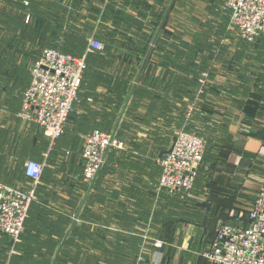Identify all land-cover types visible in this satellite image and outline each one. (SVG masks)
Returning a JSON list of instances; mask_svg holds the SVG:
<instances>
[{
    "label": "crops",
    "instance_id": "obj_1",
    "mask_svg": "<svg viewBox=\"0 0 264 264\" xmlns=\"http://www.w3.org/2000/svg\"><path fill=\"white\" fill-rule=\"evenodd\" d=\"M221 10L220 0H0V55H10L12 67L5 75L8 89L0 93V182L28 189L32 184L23 173L25 162L43 163L48 203L41 206L59 209L64 202L52 196L51 186L58 173L66 180L82 178L81 136L113 130L124 147L133 148V154L117 159L119 165L114 164L119 156L107 158L96 181L80 190L74 233L58 224L37 237L29 234L34 221L26 224L23 255L39 258L41 264L55 257V264L63 259H73L72 264H208L201 254L217 228L245 224L244 215L264 178V93L259 98L232 90L235 81L220 73V58L208 62L212 77L203 74L206 79L200 83L205 85L195 93L188 60L178 54L193 46L192 20L216 17ZM93 34L101 42L113 35L112 51L137 48L147 53L130 61L124 72L117 63L107 67L104 85L100 78L91 80L100 84L81 90L65 134L50 146L40 130L18 118L30 80L28 66L38 52L75 43L82 48ZM120 35L137 38L129 43L119 41ZM224 38L215 48L226 45ZM11 52L20 58L12 60ZM125 80L134 93L123 102L124 90L118 85ZM195 109L205 119L200 129L210 147L199 167L192 202L179 205L182 209L170 202L164 206L171 216H184L165 221L158 187V155L163 151L155 155L154 148H170L183 118H194ZM66 151L69 157L60 166ZM51 200L59 206L54 208ZM42 241L49 247L37 250Z\"/></svg>",
    "mask_w": 264,
    "mask_h": 264
},
{
    "label": "built area",
    "instance_id": "obj_2",
    "mask_svg": "<svg viewBox=\"0 0 264 264\" xmlns=\"http://www.w3.org/2000/svg\"><path fill=\"white\" fill-rule=\"evenodd\" d=\"M24 6L27 2H23ZM229 15V30L249 44L264 34V0H223ZM102 43L90 36L85 54L73 57L57 49H46L29 67V85L21 96L18 118L34 125L52 146L62 137L69 116L78 102L86 53L101 51ZM82 178L89 187L103 168L110 151L124 149L115 131L93 130L81 138ZM206 141L191 132L178 130L170 148L162 155L159 189L193 199V188L205 153ZM69 156V152H65ZM44 164L28 160L23 173L31 187L23 189L0 182V235L7 236L12 250L21 235L28 209L35 199ZM248 225L222 224L202 252L208 264H264V178L247 214Z\"/></svg>",
    "mask_w": 264,
    "mask_h": 264
},
{
    "label": "rangeland",
    "instance_id": "obj_3",
    "mask_svg": "<svg viewBox=\"0 0 264 264\" xmlns=\"http://www.w3.org/2000/svg\"><path fill=\"white\" fill-rule=\"evenodd\" d=\"M199 4H195V6H198ZM220 5L222 6V9H223V10H221V12L219 14V16H221V17H219V16H216L213 18H200L199 17V18H195L192 20V26L195 28V35H194L195 44L201 43L203 46H205L206 44L213 43V42H215L214 39L216 40L219 38V36H217L216 33L221 29H225L226 24H224V21H225L224 18H226V15L228 12L225 11L223 8V1L222 0H220ZM228 17H229V15H228ZM228 26H229V24L226 26V30L230 31ZM207 29H209V30L215 29V30L214 31H208ZM209 32H213L214 34L211 35V34H209ZM231 32H232V35L227 37V39H224L225 40L224 42H225L226 47H227V50H226L227 58H226V60H229L230 63L227 62L225 64H222L221 69L223 71L221 70L220 73L224 74L227 80L235 81V83H231V87H234V88H231L232 90L244 91L243 90L245 88L244 84L246 86L247 85L251 86V88L253 89V87L256 86L255 83H253L256 80L255 76L257 74H262L264 76V59L261 58L262 59L261 63L258 62L259 64H257L255 62H253L254 60H250L249 58H247L245 56H243V57L241 56L239 60L241 61V65H242L243 69L246 67H248V69L247 70L244 69L245 71L242 70V77L237 75L236 69L238 66H237V64H235L231 55H233L235 53L236 46H237L238 42L236 41L237 35L232 30H231ZM263 35H261L260 37H262ZM179 38H180V36H179ZM232 49L234 50V52ZM214 50H215V52L217 51L216 48H214ZM249 52H251V47L249 48ZM205 54H208V52L205 51ZM100 57L105 58L104 54H101ZM18 58H20V56H16L15 53L12 54V57H11L12 60H15ZM5 59H10V55H6L3 60H5ZM29 66H28V69H29ZM259 66H260L261 71L259 70ZM102 69L104 70V74H106V68L103 67ZM8 71H9V66L0 69V93L2 92V90L8 89V84L6 83V81L8 82V79H6V77H5V75L7 74ZM201 75H200V77H198L199 78L198 81L204 83V78L206 79V77L203 74H201ZM197 76H199V75H197ZM240 78H242V81L239 84ZM244 81H246V82H244ZM127 83L128 82H126V80H125V82H122L123 86H127ZM129 86H130V84L127 86V88L123 94V97L127 96ZM242 86H243V88H242ZM122 101L125 102L124 98ZM187 118H191V116L187 115L186 117H184L183 123L187 120ZM183 123H180V124H183ZM187 125H188V128H192V127H195L196 125H199L198 116L197 117L195 116V119L193 118V120H191V122H189V124H187ZM180 128H181V126H179L178 130H180ZM111 131H113V130H111ZM200 131L204 132V129H201ZM118 137L120 138L119 135H118ZM173 137H174V135H173ZM81 138H82V136H81ZM131 149H133V148L126 146V147H124L123 150H120V151H115V150L110 151L108 155L109 156L110 155L119 156V157L115 158V163H114V164H116V162H117V164L119 165V163L121 164L122 162L120 160H117V159L122 157L123 155H128L130 153L133 154ZM161 149L163 150L166 148H161ZM159 150H160V148H154V154L156 155V152ZM68 157L69 156H65L61 162H63V161L65 162L68 159ZM106 161H107V159H106ZM64 162L62 164L60 162H58V165L63 166ZM105 164H106V162H105ZM45 168H47V167H45ZM60 168L63 169V167H60ZM103 168H104V166H103ZM102 169H101V171H102ZM46 170L47 169H45V171ZM56 177H57V179L55 180V182H53V185L51 186L50 192H51L53 197L58 199V202H61V204H62V202H64L63 203L64 206L60 205L59 209H47V208H46V210L42 209L41 204H44V202L48 203V198L45 199V196L47 195L45 192V188H47V187H45V180H44V176H43L42 179L39 181V183L36 185L37 193L35 194V199H34L35 203L31 207L30 212L27 215V219H29V217H31L32 218L31 220L34 221L32 223V227L29 229V234H32V235L37 236V237H41L44 234H49L51 232V231H49L50 228H51V230L54 231L55 226H57L58 224H64V227H65L64 230L66 231L70 228L71 224L77 222V218H78L77 207L81 201L80 200L81 196L79 195V192L81 189L86 191L89 188V185L87 184V182L83 181L81 177H75L74 176V177L66 180L62 176L60 178H58L59 173L56 175ZM52 201H54V200H51V204L54 208H55V206H59L56 203H53ZM33 212H34V214H33ZM24 231H25V226H24V229H23L21 235L19 236L17 242L15 243L16 245L14 246L13 250L10 249L8 246H6V244L3 242V240L0 239L3 242V243H0V250H1L0 261H3L2 264H8L9 260H10V263H14V264H41V259H39V258H27L25 255H23L24 252L26 253V247H22L21 250L18 249L19 246L22 245V242H21L22 239L21 238H22ZM59 239H60V237H59ZM37 247H38L37 250H41L42 248L49 247V243H47V242L43 243V241H42V243L38 244ZM52 259L53 258H49L48 260H44V263L46 262V264H51L53 261ZM86 261L88 263L90 260H83V262H86ZM72 262H73V259H70V260L63 259V260H61L60 264H66V263L72 264Z\"/></svg>",
    "mask_w": 264,
    "mask_h": 264
},
{
    "label": "trees",
    "instance_id": "obj_4",
    "mask_svg": "<svg viewBox=\"0 0 264 264\" xmlns=\"http://www.w3.org/2000/svg\"><path fill=\"white\" fill-rule=\"evenodd\" d=\"M219 17H221V16H219ZM224 19H225L224 24H226L225 25V29H221V30H219L216 33V35L219 36V38L217 39L216 43H209V44H206L205 46H203L201 43H196L195 44V38H194L193 39V46H192V48H188V52L179 51V53H178L179 56H181L184 59L186 58L188 60L187 72H188V74L192 73L191 82H192V86L194 88V92L195 93H196V90L199 87V85H200V87L205 85V84L202 85L198 81L199 80L198 77H200L201 74L206 73L210 78L212 77L213 73L208 72L209 71L208 62H210V61H212L214 59H219L220 58L221 60L225 61V62L223 61V64H225L227 62L230 63L229 60H226V58H227V52H226L227 47H226V45L221 46V48L219 50L216 48V50H218L216 52L214 50L215 46L220 45V39L222 37H225L224 39H227V37L232 35L231 31H229V32L227 31V34L225 35L226 26L229 24L228 13L226 15V18H224ZM207 30L210 31L209 29H207ZM210 33L211 32H209V34ZM103 37H104L103 42H101L99 40L102 43V45L104 44L103 45V49L101 51H94V52L86 53V56H85L86 69H85V71L83 73V78H82V83H81L79 95H80L81 90H84V89L87 90V91L88 90L89 91L93 90L92 86H94V87H95V85L98 86L100 84V81H101V85H104V81H105L104 77L106 76V74H104V70L102 69L103 67L104 68L112 67V65L114 63H117V66H119L118 69L119 70L121 69L124 72L127 68L129 69L130 61L142 59L145 56V54L147 53L146 50H141V49H137V48H134V49H132V48L129 49L128 48V49L120 50V51H117V50L116 51H112V50L109 49L110 48L109 45L113 42V39H115L114 36L113 35L112 36L105 35ZM133 38L136 39L137 36L136 35L135 36L120 35L119 36V41H126V42L130 43V42H134V41H132ZM263 38H264V35L262 37L258 38L254 44H249V43H246V42L240 40L237 37L236 41L238 43H237V46H236V51H235V53L233 55H231V57L233 58L235 64H237V66H238L237 69H236V73L240 77H242V70H244V69L247 70L248 69V67L243 69V67L241 65V61L239 60L241 56L242 57L245 56V57L249 58L250 60H254L253 62H255L257 64H259L258 62L261 63L262 59H264V39ZM180 43H182V42L179 40V44ZM182 44H184V43H182ZM67 47H69V48H63V49H60V50L57 49V50L60 53L68 54V55H71L73 57H82L85 54V50L87 48V42H86L85 46H82V48H80V45L76 44V43L75 44H69V45H67ZM250 47H251V52H249V48ZM205 51L208 52V54H205ZM11 53H15L16 54V52H11ZM38 53L40 54V52H38ZM101 54H104L105 58L100 57ZM0 58L2 59V61H0V69L3 68V65L5 66V65L8 64L7 66H9V64H10L9 60L10 59L3 60L4 57L2 58L1 55H0ZM10 67H11V65L9 66V68ZM184 67L185 66H183L182 68L179 67V70H181L183 72V70H185ZM11 69H12V67H11ZM17 69H18V71H21V69H19V68H17ZM13 70H15V68ZM259 70L261 71L260 66H259ZM7 75H10L9 72H7ZM197 75H199V76H197ZM255 77H256L255 78L256 80L253 83H255L256 86H254L253 89L251 88V86H249V85L246 86L244 84V87H245L243 89L244 91L241 90L239 92H243V94H245V95H247V93L250 92V93H253L250 96L257 95L259 98H263V96H261L260 93L261 92L264 93V76L262 74H257ZM96 78L97 79L100 78V81H98L99 83L96 82L97 84H92L91 80H93V79L97 80ZM240 79H239V84L242 81V78H240ZM244 82H246V81H244ZM121 84H119L118 86H119V88H123V90L125 92L127 86H123V84L122 85ZM188 86H189V83H188ZM242 88H243V86H242ZM129 91H130V92H128L129 94L130 93H134V92H131V87H130ZM123 98H122V100H123ZM250 98H252V97H250ZM251 104L252 103L249 101L246 106L249 107V106H251ZM201 113L202 112L200 110H198V109H195L192 112V114L194 116V119H195V116L196 117L198 116L199 125H196L195 127H192V128H188L187 124H189V122H191V120H193V117L191 116V118H188L184 122L185 124L183 123V124H180L179 126H181L180 130L182 129V130H184L186 132L194 133V134L202 137L206 141L205 153H204L203 160H202V163H203V161L205 160L206 152L208 151V148L210 147V143L208 142V136H206V133L200 131L201 130L200 129V127H201L200 124H201V122L204 123V120H205L203 118V116L201 115ZM103 131H107V130H103ZM117 137H118V135H117ZM174 137H175V134H174ZM174 137L172 138L171 142L169 143L170 146H171V144L173 142ZM119 139L121 140V138H119ZM168 149H169V147L166 148V149H163V150L161 149V150L163 151V153H165ZM112 157H113L112 155H110V156L108 155L107 158H108V160H110ZM198 172H199V169H198ZM194 186H195V183H194ZM160 190L162 192V199H163V201H162V205H163L162 218L165 221H166V219H168V220L172 219V220H170L172 222L174 220L175 221H179L183 214H181L179 212V215H177L178 212H176V214H174V217H173V216H171L169 214V212L164 210V206L166 205V203L170 202V203H173L175 205L176 209H182L183 207H179V205H183V204L187 205L188 203H191L193 199L186 198L185 196H182L181 194L171 195V194H168L163 189H160ZM36 193H37V187H35V194ZM34 203H35V201L31 202V204L29 206V209H28V213L30 212V209H31V207L33 206ZM33 214H34V212H33ZM244 216H245V224L243 226L246 227L248 225L247 214H245ZM31 219L32 218L29 217V219L25 220L24 226H26V224H28L30 221H32ZM74 226H75V223L70 225V228H69L70 230L68 229L69 230L68 233H74V230H75ZM23 229H24V227H23ZM68 230H66V231H68ZM214 235H215V233L211 237L210 242L214 238ZM0 237L3 240V242L6 244V246H8L11 249L12 246H11L10 239L7 236H4V235H0ZM21 239H22L21 240V242H22L24 240V236L23 235H22ZM18 249L21 250L22 249V245L19 246ZM57 262H58V260H57ZM2 263H3V261H0V264H2ZM8 264H14V263H10V260H9Z\"/></svg>",
    "mask_w": 264,
    "mask_h": 264
},
{
    "label": "water",
    "instance_id": "obj_5",
    "mask_svg": "<svg viewBox=\"0 0 264 264\" xmlns=\"http://www.w3.org/2000/svg\"><path fill=\"white\" fill-rule=\"evenodd\" d=\"M162 154H163V152H161V153L158 155V158H161ZM55 262H56V257L54 258L53 264H55Z\"/></svg>",
    "mask_w": 264,
    "mask_h": 264
}]
</instances>
